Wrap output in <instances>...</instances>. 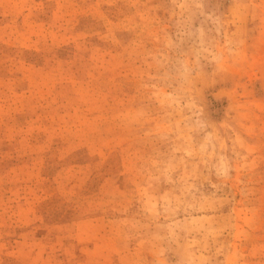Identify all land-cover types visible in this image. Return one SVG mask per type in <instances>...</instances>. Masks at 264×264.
<instances>
[{"label": "rangeland", "instance_id": "1", "mask_svg": "<svg viewBox=\"0 0 264 264\" xmlns=\"http://www.w3.org/2000/svg\"><path fill=\"white\" fill-rule=\"evenodd\" d=\"M0 264H264V0H0Z\"/></svg>", "mask_w": 264, "mask_h": 264}]
</instances>
